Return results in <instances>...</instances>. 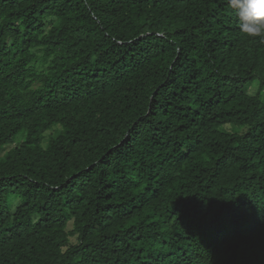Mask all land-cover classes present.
Returning <instances> with one entry per match:
<instances>
[{
    "label": "trees",
    "instance_id": "obj_1",
    "mask_svg": "<svg viewBox=\"0 0 264 264\" xmlns=\"http://www.w3.org/2000/svg\"><path fill=\"white\" fill-rule=\"evenodd\" d=\"M4 146L0 264H264V39L227 0H0Z\"/></svg>",
    "mask_w": 264,
    "mask_h": 264
},
{
    "label": "clouds",
    "instance_id": "obj_2",
    "mask_svg": "<svg viewBox=\"0 0 264 264\" xmlns=\"http://www.w3.org/2000/svg\"><path fill=\"white\" fill-rule=\"evenodd\" d=\"M227 6L235 10L244 35L264 39V0H227Z\"/></svg>",
    "mask_w": 264,
    "mask_h": 264
},
{
    "label": "rangeland",
    "instance_id": "obj_3",
    "mask_svg": "<svg viewBox=\"0 0 264 264\" xmlns=\"http://www.w3.org/2000/svg\"><path fill=\"white\" fill-rule=\"evenodd\" d=\"M254 90H255V88L252 91H254ZM7 149H8V146H4L0 149V158L3 157V155ZM12 209H13V207H12Z\"/></svg>",
    "mask_w": 264,
    "mask_h": 264
}]
</instances>
